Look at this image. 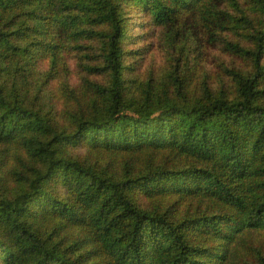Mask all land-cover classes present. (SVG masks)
I'll return each mask as SVG.
<instances>
[{"label":"trees","instance_id":"trees-1","mask_svg":"<svg viewBox=\"0 0 264 264\" xmlns=\"http://www.w3.org/2000/svg\"><path fill=\"white\" fill-rule=\"evenodd\" d=\"M0 264H264V0H0Z\"/></svg>","mask_w":264,"mask_h":264},{"label":"rangeland","instance_id":"rangeland-1","mask_svg":"<svg viewBox=\"0 0 264 264\" xmlns=\"http://www.w3.org/2000/svg\"><path fill=\"white\" fill-rule=\"evenodd\" d=\"M128 14H130V17H131V18H129L128 21H130V22L133 23V25L131 26V30H132V32H133L134 30H136V31H137V35L141 34L142 31H141V29L139 28L138 23H137V19H136V16H137V15H136V14H131L130 12H129ZM160 42H161V35H160L159 33H157V34L154 36V38L151 39V47L157 50L158 47H159V45H160ZM215 54H216L215 51H213V52L211 53V55H215ZM155 71H156V70H155Z\"/></svg>","mask_w":264,"mask_h":264}]
</instances>
